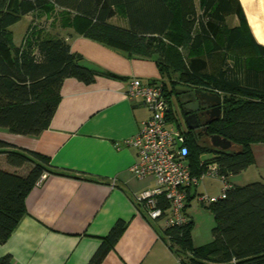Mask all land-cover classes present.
<instances>
[{
    "label": "trees",
    "instance_id": "16d2710c",
    "mask_svg": "<svg viewBox=\"0 0 264 264\" xmlns=\"http://www.w3.org/2000/svg\"><path fill=\"white\" fill-rule=\"evenodd\" d=\"M55 7L64 9L65 23L83 27L84 35L132 56L154 58L170 102L169 120L178 80L222 94V114L209 124L208 132L228 138L235 146L216 149L201 140L202 134L188 130L185 144L194 175L202 176L215 163L229 179L254 164L252 144L264 142V44L255 37L241 0H200V9L195 0H0L1 128L21 135L40 134L50 126L63 80L95 76L96 71L82 64V56L72 52L65 37L46 33V20L30 24L20 45L15 44L12 25L26 14L43 18ZM231 15L238 17V26L228 24ZM114 17L128 26L113 23ZM216 58L219 63H214ZM0 153L6 154L11 166L29 165L25 173L0 168L3 243L26 215V197L42 182L43 174L79 175L53 165L42 153L3 139ZM158 204L169 207L164 195ZM207 207L216 219L212 242L194 246L191 220L163 229V237L181 263L264 264V181L232 185L226 197ZM125 227L118 222L88 264H102ZM0 264L16 263L5 255Z\"/></svg>",
    "mask_w": 264,
    "mask_h": 264
},
{
    "label": "crops",
    "instance_id": "0c3cea01",
    "mask_svg": "<svg viewBox=\"0 0 264 264\" xmlns=\"http://www.w3.org/2000/svg\"><path fill=\"white\" fill-rule=\"evenodd\" d=\"M195 2L199 8L200 0ZM63 10L55 7L43 18L23 15L11 26L14 42L20 45L30 24L46 20V33L65 37L72 52L82 56V64L96 71L95 76L92 80L75 76L63 80L50 126L40 134L21 135L0 127V139L42 153L53 165L79 176L48 174L30 191L26 215L8 240L0 243V258L11 255L16 264H88L103 239L121 221L126 224L125 230L102 264H182L163 237L165 218H147L136 200L138 193L155 187L156 180L134 175L131 168L138 152L127 142L151 116L141 99L128 97L129 82L133 77L164 79L158 63L84 35L80 25L65 23ZM231 16L230 27L238 26V17ZM115 18L113 23L128 26L125 20L119 23ZM189 98L193 96L177 93L176 88L171 95L170 125L184 133L189 129L179 116L184 100ZM252 150L254 164L229 177L231 186L264 181V142L253 143ZM28 167L11 166L6 154L0 153V168L25 173ZM224 185L221 179L204 175L198 186L188 190L186 213L194 223L196 247L213 241L216 226L214 213L201 204L198 195L220 196Z\"/></svg>",
    "mask_w": 264,
    "mask_h": 264
},
{
    "label": "built area",
    "instance_id": "2783aa9c",
    "mask_svg": "<svg viewBox=\"0 0 264 264\" xmlns=\"http://www.w3.org/2000/svg\"><path fill=\"white\" fill-rule=\"evenodd\" d=\"M126 93L130 98L141 99L151 111V116L139 132L127 141L138 152V159L131 168L134 175L139 178L150 176L156 180L155 187L136 195V200L144 208L147 218L154 221L165 218L166 226L188 223V190L198 186L204 175L221 179L225 185L220 196L200 193L198 199L201 204L208 206L226 197L227 188L231 185L226 176L219 172L217 164H209L202 176L192 173L185 144L186 133L171 126L167 116L170 102L163 80L145 81L133 77ZM47 175L48 173L43 174L42 180ZM161 195L169 202L167 209L158 204Z\"/></svg>",
    "mask_w": 264,
    "mask_h": 264
},
{
    "label": "water",
    "instance_id": "95a60500",
    "mask_svg": "<svg viewBox=\"0 0 264 264\" xmlns=\"http://www.w3.org/2000/svg\"><path fill=\"white\" fill-rule=\"evenodd\" d=\"M176 91L180 94H191L193 96V98L184 100V105L181 108L190 131H195L198 134L202 133L208 139L209 144L216 149L225 151L235 146L228 138L208 132V126L213 121V117L219 118L222 114L223 97L220 93L184 86L176 87ZM215 110L217 111L216 114L213 113ZM202 115H210L205 125L203 124Z\"/></svg>",
    "mask_w": 264,
    "mask_h": 264
},
{
    "label": "rangeland",
    "instance_id": "374dc122",
    "mask_svg": "<svg viewBox=\"0 0 264 264\" xmlns=\"http://www.w3.org/2000/svg\"><path fill=\"white\" fill-rule=\"evenodd\" d=\"M243 6L245 8V12L247 14L248 20L251 24V26L255 29L256 33L258 34L260 40L264 41V0H242ZM234 16H231L229 25L232 24ZM115 22H121L122 20L120 18H115ZM18 27V26H17ZM183 53H186V48H183ZM220 59L216 58V61L214 63H219ZM259 62V61H258ZM232 63V61H231ZM255 63L257 64V60H255ZM212 69V68H211ZM179 73L174 74V77L178 78ZM167 81L168 79L165 78ZM176 87H188V88H197L190 86L188 84H184L183 82H180V80L177 81ZM181 89V88H178ZM175 96V95H174ZM174 102L176 106V98L174 97ZM182 124H186L184 114L182 113V110L180 111L179 116ZM174 122H177L176 120ZM202 141H205L206 143H209L208 139L204 136L201 138ZM258 147V146H255ZM251 169H256L255 166H252Z\"/></svg>",
    "mask_w": 264,
    "mask_h": 264
},
{
    "label": "flooded vegetation",
    "instance_id": "af4514ba",
    "mask_svg": "<svg viewBox=\"0 0 264 264\" xmlns=\"http://www.w3.org/2000/svg\"><path fill=\"white\" fill-rule=\"evenodd\" d=\"M184 105V103L182 104V106ZM182 106H181V108H182ZM222 109H223V106H222ZM213 113L214 114H216L217 113V111L215 110V111H213ZM209 117H210V115H206V116H204V115H202V118H203V124L205 125V123H207V119H209ZM214 119L213 120H216L218 117H213ZM211 123V122H210ZM200 134H202V133H200ZM202 136L204 137V135L202 134Z\"/></svg>",
    "mask_w": 264,
    "mask_h": 264
}]
</instances>
